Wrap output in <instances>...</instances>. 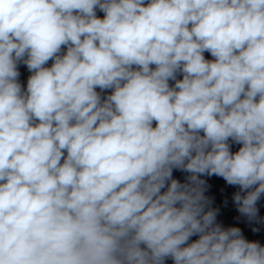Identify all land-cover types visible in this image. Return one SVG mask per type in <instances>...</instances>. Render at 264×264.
Returning <instances> with one entry per match:
<instances>
[{
	"label": "clouds",
	"instance_id": "9594fccd",
	"mask_svg": "<svg viewBox=\"0 0 264 264\" xmlns=\"http://www.w3.org/2000/svg\"><path fill=\"white\" fill-rule=\"evenodd\" d=\"M262 199L264 0H0V264H264Z\"/></svg>",
	"mask_w": 264,
	"mask_h": 264
}]
</instances>
